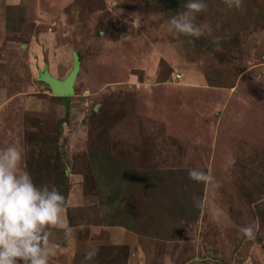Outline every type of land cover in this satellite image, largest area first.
Segmentation results:
<instances>
[{
  "label": "rangeland",
  "instance_id": "374dc122",
  "mask_svg": "<svg viewBox=\"0 0 264 264\" xmlns=\"http://www.w3.org/2000/svg\"><path fill=\"white\" fill-rule=\"evenodd\" d=\"M187 2L0 0V148L19 143L24 170L66 198L72 236L54 229L51 264L91 247L96 264H264V0H205L199 39L169 27ZM46 43L75 67L54 73L75 81L63 105L37 83L32 50ZM153 172L172 176L130 189Z\"/></svg>",
  "mask_w": 264,
  "mask_h": 264
},
{
  "label": "clouds",
  "instance_id": "9594fccd",
  "mask_svg": "<svg viewBox=\"0 0 264 264\" xmlns=\"http://www.w3.org/2000/svg\"><path fill=\"white\" fill-rule=\"evenodd\" d=\"M224 3L228 9L243 8V0ZM184 8L168 21L170 30L196 39L211 32L208 24L197 23V14L207 9L205 0H188ZM23 162L19 143L0 148V264H51L62 249L54 229L62 230L65 242L72 236L64 219L66 198L54 185H38ZM188 177L196 182L214 181L211 174L196 168L188 171ZM240 232L252 237L254 228L244 226ZM98 254V248H89L81 264H96Z\"/></svg>",
  "mask_w": 264,
  "mask_h": 264
},
{
  "label": "crops",
  "instance_id": "0c3cea01",
  "mask_svg": "<svg viewBox=\"0 0 264 264\" xmlns=\"http://www.w3.org/2000/svg\"><path fill=\"white\" fill-rule=\"evenodd\" d=\"M32 51H33L32 54L35 55L32 62H35L36 64L35 74L39 87L40 88L42 87V89H44L43 90L44 93L47 94L49 98L56 101L60 100L62 102L61 104L63 105L64 100L68 101V99H71L73 93V87L75 86L74 85L75 81H73V78H71L73 74L69 75L68 78L66 76L65 77L63 76V78H58L54 73L56 74L61 73L62 71H64L65 66L66 68L71 70L70 72L74 73V68H75L74 65L73 64L70 65L69 60L60 61L58 63L56 61V58L54 57L55 54H61V53H59V51H56V46H51V44L46 43L44 46H42V49L38 46L37 51H35V49H33ZM36 57L38 59H36ZM67 80H69V82L66 83ZM51 83L55 84V86H53L52 88H51L52 86ZM65 83L67 84L66 88L69 87V91L67 90L65 91L64 88ZM123 231L124 230L121 229L115 231L116 234L117 232H120L119 235H117V238H121L122 241L124 238L131 241L134 240L133 237L128 232L123 233ZM132 245L134 246V242ZM132 249L135 248L132 247Z\"/></svg>",
  "mask_w": 264,
  "mask_h": 264
},
{
  "label": "trees",
  "instance_id": "16d2710c",
  "mask_svg": "<svg viewBox=\"0 0 264 264\" xmlns=\"http://www.w3.org/2000/svg\"><path fill=\"white\" fill-rule=\"evenodd\" d=\"M65 108L68 109L67 105ZM107 159H108V156H107ZM100 166H101V169L113 171V174H115L117 176V179H115V181H120L121 179H124V181L129 182V179L126 177V171L123 168L113 165V166H115L114 168H117L116 170H114L109 165V163L107 162V164H106L103 159H101ZM166 175L172 176V173H168ZM166 175H164V173H161V172H153V173H149V174H144V173L134 174L132 185H130V189H132L134 191L135 190L139 191L141 189L146 188L147 186L149 188H152L153 187L152 185H156V183L161 182L160 180H163ZM188 204H189V208H190V210H189L190 211V219L189 220L196 219L199 212H200V210L198 208L199 205L195 204L193 199H190ZM125 224H126V227L130 226L127 224V222ZM129 229H130V227H129Z\"/></svg>",
  "mask_w": 264,
  "mask_h": 264
}]
</instances>
